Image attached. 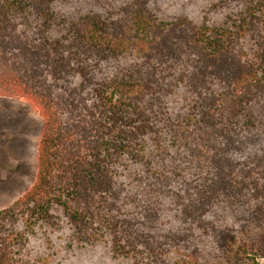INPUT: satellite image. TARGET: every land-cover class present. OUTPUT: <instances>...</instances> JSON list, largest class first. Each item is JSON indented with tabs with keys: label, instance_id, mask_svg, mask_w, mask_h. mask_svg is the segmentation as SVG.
Instances as JSON below:
<instances>
[{
	"label": "trees",
	"instance_id": "trees-1",
	"mask_svg": "<svg viewBox=\"0 0 264 264\" xmlns=\"http://www.w3.org/2000/svg\"><path fill=\"white\" fill-rule=\"evenodd\" d=\"M0 96L45 122L0 264L264 259V0H0Z\"/></svg>",
	"mask_w": 264,
	"mask_h": 264
},
{
	"label": "rangeland",
	"instance_id": "rangeland-1",
	"mask_svg": "<svg viewBox=\"0 0 264 264\" xmlns=\"http://www.w3.org/2000/svg\"><path fill=\"white\" fill-rule=\"evenodd\" d=\"M44 125L43 117L28 101L0 96V211L12 206L33 186ZM62 264L130 263L111 260L95 249L78 251Z\"/></svg>",
	"mask_w": 264,
	"mask_h": 264
}]
</instances>
